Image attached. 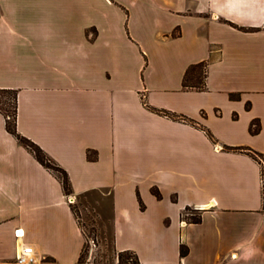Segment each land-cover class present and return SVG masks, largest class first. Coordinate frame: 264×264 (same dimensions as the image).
Segmentation results:
<instances>
[{
  "label": "crops",
  "instance_id": "1",
  "mask_svg": "<svg viewBox=\"0 0 264 264\" xmlns=\"http://www.w3.org/2000/svg\"><path fill=\"white\" fill-rule=\"evenodd\" d=\"M205 61L206 90H184ZM0 90L75 197L110 196L118 255L264 264V0H0ZM72 207L0 113V264L26 246L35 264H82Z\"/></svg>",
  "mask_w": 264,
  "mask_h": 264
},
{
  "label": "rangeland",
  "instance_id": "2",
  "mask_svg": "<svg viewBox=\"0 0 264 264\" xmlns=\"http://www.w3.org/2000/svg\"><path fill=\"white\" fill-rule=\"evenodd\" d=\"M11 97V95L3 96L0 94V107L12 111L9 105L11 104ZM143 104L147 106L144 97ZM194 123V120H191V124L194 125ZM258 159L264 169V159L261 157ZM154 191H159V189H154L153 193ZM70 200L74 201L71 204L86 236L82 264L114 263V261H117L118 254L113 245V214L110 196H105L101 193H91L82 197L71 195ZM199 216H201L200 212L191 208L184 210L182 213L183 222H191L192 219ZM125 260L130 263L133 261L130 255H126Z\"/></svg>",
  "mask_w": 264,
  "mask_h": 264
},
{
  "label": "trees",
  "instance_id": "3",
  "mask_svg": "<svg viewBox=\"0 0 264 264\" xmlns=\"http://www.w3.org/2000/svg\"><path fill=\"white\" fill-rule=\"evenodd\" d=\"M210 66V61H205L201 62L199 64H194L191 65L184 77L183 80V89L184 90H194L198 92L205 91L207 88L206 80L208 77V68ZM0 94L3 96H8L11 95L12 97L10 98L12 111H9L7 108H2L0 107V113L5 117L6 119V127L7 131L13 135L21 144H23L37 159L38 161L47 169H49L51 172H53L61 181L64 192L67 196L73 195V188L69 179L68 173L58 166L49 156L34 142L31 140L25 138L22 136L17 129V115H18V94L16 91L13 90H0ZM232 99L239 98L237 95H231ZM159 113L175 119V120H186L184 117H180L178 115L171 114L167 111H159ZM250 131L252 134H258L261 131V126L258 121H254L251 125ZM209 137L212 139L211 134H209ZM235 150H240L243 151L244 149H235ZM245 151V150H244ZM255 159H258V156L262 158V155L258 153H253L252 154ZM155 195L158 198H161V194L159 191H154ZM73 212L74 208L72 207ZM76 215V214H75ZM202 217L199 216L198 218H194L191 220V223L198 224L201 223ZM188 248L185 246L181 247V255L182 257H185L188 255ZM130 255L132 256V263L127 262L125 260V256ZM82 258L81 257V263H82ZM118 260L120 264H140L139 258L137 254L131 251H126V252H121L118 255Z\"/></svg>",
  "mask_w": 264,
  "mask_h": 264
},
{
  "label": "built area",
  "instance_id": "4",
  "mask_svg": "<svg viewBox=\"0 0 264 264\" xmlns=\"http://www.w3.org/2000/svg\"><path fill=\"white\" fill-rule=\"evenodd\" d=\"M70 202H73V200H70ZM23 230H17L15 235L17 238H20L23 235ZM37 262L35 257L34 249L31 246H26L21 254L17 256L15 264H35Z\"/></svg>",
  "mask_w": 264,
  "mask_h": 264
}]
</instances>
